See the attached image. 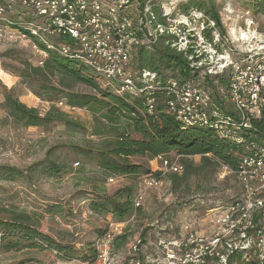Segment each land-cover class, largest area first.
Returning <instances> with one entry per match:
<instances>
[{"label": "rangeland", "instance_id": "1", "mask_svg": "<svg viewBox=\"0 0 264 264\" xmlns=\"http://www.w3.org/2000/svg\"><path fill=\"white\" fill-rule=\"evenodd\" d=\"M190 1L198 4L186 10L183 4ZM148 3L164 10L173 19L187 21L194 34H202L199 19L191 25L186 19L188 15H183L185 11L191 12L190 19H210L211 15L206 10L215 6L222 20L220 28L215 31H221L228 42H232L238 58H245L244 53L260 49L259 44L264 43V15L255 13L253 0H151L145 4L150 9L153 6H148ZM128 7L127 13L137 21L140 12L136 2H130ZM11 9L13 16L19 10L15 7ZM254 56L264 58V55ZM41 58L40 52L28 39L0 43V208L28 215L50 239L67 246L68 255H73V258L66 256V259L65 253L59 254L55 246H40V240L21 238V241L13 239L18 244L10 250L6 248L10 240L6 241L5 248L0 241V264H128L134 256L142 260L141 264H151L153 259L157 260L153 264H164L162 252L154 245L159 236L181 246L175 252L182 260L189 252L191 257L186 264H220L211 258L201 262L200 250L209 245L216 235L215 217H219L221 210L233 199L244 194L238 178L222 172L219 167L214 176L193 175L180 186V182L174 184L171 179L173 171L161 170L158 157L137 155L130 159L132 164L142 165L151 170L150 174L161 173L158 184L146 192L142 206L138 207L140 209H133L122 218L111 212L93 211V201L103 198H120L123 201L125 196L119 194L127 189L132 190L131 200L134 202L144 179L150 174L111 175L100 167L98 159L84 153L88 148L99 149L105 141L112 139L114 133L98 134L102 122L97 123L89 109L65 106L66 101L58 95H38L34 91L40 89L32 85L34 81L37 86L38 81L24 79L20 74ZM45 82L63 89L66 87L60 85L57 76L49 75ZM101 83L108 85L106 80ZM71 85L73 90L81 93L93 92L84 84L71 82ZM9 89L27 107L37 108L42 115L48 113L54 104L67 111L70 118L79 123L78 126L69 127L58 121L34 129L25 127L16 122L5 108V92ZM167 156L174 161L179 158L175 153ZM201 157L196 155L189 160L199 165ZM51 163H57L60 171L52 175L43 172L46 168L50 171ZM8 168L21 170L24 175L11 178L2 174ZM190 233L198 241L186 251L188 246L185 243ZM121 234L124 237L116 245L110 242L111 236L115 238ZM138 239H142L144 244L134 254L132 248ZM38 242L33 247L32 244ZM94 248L97 254L99 249L108 250V259H100L99 254L95 256ZM84 255L93 261H84ZM247 257L254 259L255 250L251 249ZM232 264L244 263L235 257Z\"/></svg>", "mask_w": 264, "mask_h": 264}, {"label": "trees", "instance_id": "2", "mask_svg": "<svg viewBox=\"0 0 264 264\" xmlns=\"http://www.w3.org/2000/svg\"><path fill=\"white\" fill-rule=\"evenodd\" d=\"M148 1L151 2V0H129V2H136L140 18L144 23L150 22V27L153 30L157 24L165 23L164 11L158 10L156 6L154 7V4L148 3V6H153V8H150L149 12H147L145 4ZM0 3L6 7L9 16L14 20L13 23L17 26L23 20L24 22H29L35 19L34 11L23 6L18 0H0ZM253 3H255V13L264 15V0H253ZM194 4L198 3L190 1L183 5L188 10ZM11 7L19 9L14 16L11 14ZM190 13L189 11H185L183 15H190ZM206 13L211 15L210 19L202 17L199 19V22H205L206 24L203 31L206 42L214 44V32H216L217 27L220 28L222 20L215 6H212L209 11L206 10ZM152 14L156 20L151 18ZM211 21L214 22V26H210ZM142 29L143 34L147 35L148 28L142 26ZM22 30L30 35L28 31L23 28ZM216 33H218L221 39L219 42H215L214 46L219 51H223L222 44L227 41V37L222 35L221 31H217ZM31 37L42 50L48 53V57L43 65L36 63L29 69H25L20 76L24 77V79L38 81L37 86L34 81L32 83L33 88H40L39 90L34 89L38 95H42L41 93L50 96L58 95L59 98L66 101L65 106L89 109L96 122H102V126L97 131L98 134L114 133L112 139L105 141L99 149L88 148L84 151L86 155L98 159L100 167L108 174L133 176L144 173L150 174L151 170L145 169L139 164H132L130 159L137 155L156 158L160 155L167 156L175 153L180 156V162L181 160L183 161L181 164L184 170L183 174L181 173L182 175L172 172L171 179L174 184L180 182L179 185L182 186L193 175L201 177L211 174L214 176L221 165H227L237 170L242 158L248 154L245 146L220 135L216 129L209 126L184 124L177 120L169 109V104L167 103L171 98V94L169 93L168 82L171 79L195 81L200 84L205 96L209 98L210 116H212L215 110L220 113L219 116L222 118L241 119L229 96L228 82L231 69L228 68L223 73L208 74L205 73L203 68L194 67V62L199 60L194 51L195 44L189 45L185 50L178 51L173 44L179 38L176 34L168 31L161 35H156L155 42L138 48L133 55L132 70L137 74L140 86L146 87L152 85L154 89L144 93H130L120 92L116 83L107 81L101 73H97L84 62L72 58L70 55H63L58 50L49 48V46L40 42L33 34H31ZM48 39L56 47L75 43L74 39L67 34L48 36ZM232 53L236 61H242L250 55L247 52L244 53L246 55L245 58H238L236 52ZM255 54L253 53L252 55ZM263 55L264 52L260 54L261 57ZM192 56L193 59H191ZM147 71L156 74L154 81L151 82L149 78H143L142 74ZM49 75L57 76L60 85L66 86L65 89L45 82ZM102 80H106L108 85H103L101 83ZM71 82L74 84H84L93 92L81 93L75 91L71 88ZM5 108L16 122H21L29 129L48 126L51 122L58 121L69 127L78 126L79 124L70 118L67 111H62L54 104L48 113L45 115L40 114L37 108L27 107L18 96L14 95L12 89L5 92ZM238 134L246 138L247 141L249 139L255 140L264 147V112L259 117L252 118L251 128L244 129L238 132ZM196 155L202 156L199 165H194L189 160L192 156ZM49 167L50 171L46 168L47 170L45 169L43 172L52 175V173L60 171L57 163H51ZM156 173L157 175L161 174L160 172ZM2 174L8 175L11 178L24 175L21 170L15 168H8ZM121 194L125 196V200L123 201L120 198H115V200L103 198L93 201L91 203L92 210L97 213L102 211L111 212L118 218H122L130 214L133 209H140L135 208V204L131 200V189L123 190L119 195ZM240 197L241 195L233 199L228 205ZM0 229L2 230L0 241L3 248L6 247V241L8 240H10V244L6 248L10 250V248L12 249L18 244L13 239L21 241V238H25L32 241L40 240V246H55L59 254L65 253V258L66 256H73L68 255L67 246H63V244L50 239L24 213L0 208ZM123 237V234L117 236L114 244L116 245L119 239ZM47 243L49 245H46ZM37 244L39 242L32 245L36 247L35 245ZM93 251L95 256H97L95 248ZM222 251L225 252L226 250ZM247 252L235 249L229 256L227 264H232L235 257H238L244 264H253L255 258L252 260H245L244 258ZM83 258L84 261L90 260L88 255H84Z\"/></svg>", "mask_w": 264, "mask_h": 264}, {"label": "built area", "instance_id": "3", "mask_svg": "<svg viewBox=\"0 0 264 264\" xmlns=\"http://www.w3.org/2000/svg\"><path fill=\"white\" fill-rule=\"evenodd\" d=\"M18 1L34 11L35 19L29 22L23 20L17 26L9 20L8 10L0 3V43H15L28 39L42 55L38 64L43 65L48 53L33 41L31 37L33 34L49 48L58 50L63 55H70L84 62L97 73H101L107 81L116 83L120 92L144 93L154 89L152 85L146 87L139 85L138 76L132 70L133 55L138 48L155 42L156 35L168 31L179 38L173 44L178 51L195 44L194 51L199 60L194 62V67L203 68L208 74L223 73L226 69H231L228 82L229 96L240 115V120L222 118L215 110L210 116L209 98L205 96L200 84L195 81L171 79L168 82L171 98L167 104L177 120L188 125L212 127L220 135L242 144L248 151L237 170L227 165L220 167L222 172L236 175L244 186V194L221 210L219 217H215L216 235L209 245L200 250L202 257L200 261L205 263L207 258H211L220 264H227L229 256L235 249L248 252L254 249L253 264H264V147L255 140L247 141L238 134L244 129L251 128L252 118L259 117L264 112V58H255L252 55L256 53L255 55L260 56L264 52V43L259 44L260 49L248 51L250 55L244 60L236 61L232 56L235 48L230 41L227 40L222 44L223 51H219L214 46L215 42L220 41L218 33L214 32V37L217 35L214 44L206 42L203 35L205 22H199L202 34H194L192 33L194 30L188 28L187 21L173 19L170 14L164 12L165 23L157 24L152 30L150 22L144 23L140 16L136 21L127 13L129 0ZM146 11L149 12V8H146ZM151 18L156 20L153 14ZM186 19L193 25L200 18L190 19L188 15ZM142 26L148 28L147 35L143 34ZM210 26H214V22ZM59 34L69 35L75 43L56 47L48 36ZM142 76L144 79L149 78L151 82L156 78V74L150 71L144 72ZM178 157L174 161L168 156H158L161 160V170L183 173L180 156ZM159 176L157 173H151L144 179L142 188L134 198L133 203L136 208L142 206L141 202L146 192L158 184ZM111 237L114 240L109 241L114 244L117 237ZM196 241H198L196 236L190 233L185 243V246H188L186 251L188 248L192 249L194 247L192 244ZM143 244L144 241L138 239L132 248L133 253L136 254ZM154 245L162 252L164 264H186L190 261L189 252L183 260L177 257L175 249L178 251L181 246L170 239L159 236ZM248 252L244 256L245 260H249ZM98 254L100 259H108L109 251L99 249ZM134 257L128 264L142 263L139 257ZM154 260L151 264L157 261Z\"/></svg>", "mask_w": 264, "mask_h": 264}]
</instances>
